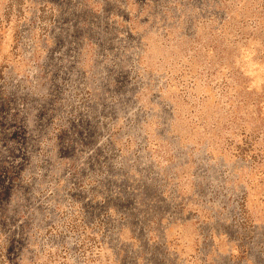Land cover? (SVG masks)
Returning <instances> with one entry per match:
<instances>
[{
  "label": "rangeland",
  "instance_id": "374dc122",
  "mask_svg": "<svg viewBox=\"0 0 264 264\" xmlns=\"http://www.w3.org/2000/svg\"><path fill=\"white\" fill-rule=\"evenodd\" d=\"M0 264H264V0H0Z\"/></svg>",
  "mask_w": 264,
  "mask_h": 264
}]
</instances>
